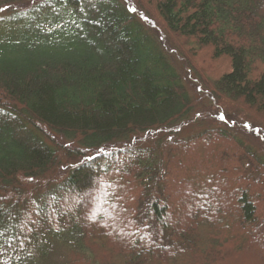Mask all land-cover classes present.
<instances>
[{"label": "trees", "instance_id": "trees-1", "mask_svg": "<svg viewBox=\"0 0 264 264\" xmlns=\"http://www.w3.org/2000/svg\"><path fill=\"white\" fill-rule=\"evenodd\" d=\"M206 98L264 129V0H0V264H264V152L177 136Z\"/></svg>", "mask_w": 264, "mask_h": 264}, {"label": "rangeland", "instance_id": "rangeland-1", "mask_svg": "<svg viewBox=\"0 0 264 264\" xmlns=\"http://www.w3.org/2000/svg\"><path fill=\"white\" fill-rule=\"evenodd\" d=\"M124 1V0H123ZM125 1H131V0H125ZM134 11L139 15L138 18H140L147 27H149L157 41L159 42L162 49L167 53L171 61L173 62L175 68L178 70L180 75L183 78L184 83L189 87V91L192 95L195 97L202 96L204 91L201 89L200 84L198 83L197 74L200 72H203L205 76L207 77H214L216 74L211 75L206 69V65H209V61L201 60V56H195L191 58V53H189L191 65L187 64L182 66L180 60H179V54L177 53V50L175 46L171 43V39L169 36H167L166 32L164 31L163 27L161 26V23L157 21H153L151 18H149L146 14H144L143 10L138 8L134 4ZM199 52H203L202 54H206L207 52L198 50ZM205 64V65H204ZM223 64V63H221ZM220 70L217 71V73H224L225 70H227L228 65L225 66V64L219 66ZM221 111L216 109L209 101L208 98L204 99V102L202 105H200L196 111L191 115L194 116V123H191L185 127H183V130H180L177 133L178 137L185 136L187 134H192L195 132H198L204 128L210 127L208 126V121H215L220 120L223 121L226 125V128L229 129L230 132H233L236 136L239 138L245 140L248 142L250 146L253 148H260L264 152V129L257 126L256 124L252 123L250 120H246L245 118L241 117L240 115H225V119H220ZM200 120L203 121V123H199ZM199 125V126H197ZM176 135H172V137H175ZM147 137L145 134L139 135V138ZM192 157H195V152L192 153V156L188 158L189 162L195 161Z\"/></svg>", "mask_w": 264, "mask_h": 264}, {"label": "snow or ice", "instance_id": "snow-or-ice-1", "mask_svg": "<svg viewBox=\"0 0 264 264\" xmlns=\"http://www.w3.org/2000/svg\"><path fill=\"white\" fill-rule=\"evenodd\" d=\"M81 11H83V9H81ZM226 117L223 115V114H221V116H220V119H225ZM0 235H2V233H0Z\"/></svg>", "mask_w": 264, "mask_h": 264}]
</instances>
